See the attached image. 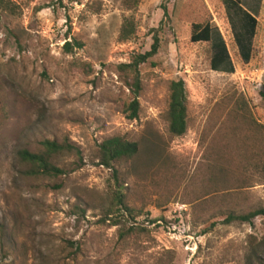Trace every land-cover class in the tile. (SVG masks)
<instances>
[{
    "label": "rangeland",
    "instance_id": "rangeland-1",
    "mask_svg": "<svg viewBox=\"0 0 264 264\" xmlns=\"http://www.w3.org/2000/svg\"><path fill=\"white\" fill-rule=\"evenodd\" d=\"M11 1L19 15L0 20V264H264V217L223 223L229 211L264 208L260 151L249 137L234 150L230 130L221 134L240 100L264 126V0H235L257 21L248 62L223 0ZM207 23L226 44L231 74L210 69L209 42H190L192 26ZM154 34L159 49L139 66L140 112L129 120L132 94L118 66L147 52ZM177 80L187 130L171 137ZM113 136L156 143L167 161L100 166L98 145ZM45 140L78 147L79 168L65 154L53 161L64 175H23L18 151H43ZM222 145L232 179L214 194L203 173ZM117 189L129 212L117 209Z\"/></svg>",
    "mask_w": 264,
    "mask_h": 264
},
{
    "label": "trees",
    "instance_id": "trees-1",
    "mask_svg": "<svg viewBox=\"0 0 264 264\" xmlns=\"http://www.w3.org/2000/svg\"><path fill=\"white\" fill-rule=\"evenodd\" d=\"M138 1L139 0H128L131 7H135L138 4ZM223 2L230 14L231 22H233V19L238 21L239 28L235 31V42L243 61L248 62L250 59L251 41L255 35L257 21L253 14L244 10L240 6L238 1L223 0ZM5 14L11 16L19 15L18 6L11 0H0V20L2 15ZM164 17H167L166 11H164ZM131 33L132 30L130 31V25H127L125 32L121 34V38L123 40L127 39ZM190 42H209L212 50L209 62L210 69L215 72H225L228 74L233 73L234 69L226 44L221 34L215 27H212L208 23L204 25L194 24L192 26ZM159 43L160 41L157 34H154L153 42L147 52L135 55L132 58V61L128 64L118 66V69L125 73V83L130 88V92L132 94L131 101L124 109V114L129 120L137 119L140 112L139 102L137 100L141 89L139 66L145 64L157 54L160 45ZM75 46L76 48H81L80 43L75 42ZM63 50L65 53H70L72 51L71 44L69 42H65ZM186 101L187 92L184 82L182 80L172 81L169 85L166 111L167 132L171 137H181L186 133ZM226 129H229L231 132L230 141L235 139L234 150L242 147L245 144V141H242L246 140L247 137L253 141L255 140L254 145L259 148V156L261 157L259 160L260 168L256 167V169L259 168L262 171L260 180L264 181V126L253 120L248 110V106L244 101L240 100L239 103H236V106L233 109H230L224 116L221 123V134H224ZM239 135H241L240 140L237 139V136ZM156 140L157 139H155V141ZM41 145L43 147V151L40 152H29L28 150L18 151V159L26 167L25 170L22 171L23 175L29 177H58L60 175H64L65 170L59 168L53 163V161L65 154H73L77 157L78 161L75 163V168H79L82 163L80 149L66 140L61 143L57 141L45 140L41 143ZM227 146L228 145H222L219 147L213 160L208 163L205 168L206 173H203L205 174V182L213 189L214 194L219 192V186H223L226 182H228V179H232L231 177H228V169L229 167L231 168L233 163L221 158L226 151L230 150ZM248 148L250 149V147ZM161 149L162 148L158 147L156 143H149V141L139 143L127 140L123 137L113 136L103 140L98 145V164L106 168H113L114 164L139 161L143 159L142 164L144 167H146L145 163L151 165L159 163L162 165L165 164L167 159L164 155V150ZM115 180H117L116 176ZM241 181L245 180L236 179L234 182L241 183ZM224 190L225 189L222 191ZM115 192L114 196L117 201V209L129 212L130 209L124 203V198L121 193L118 189ZM223 217L224 224H230L232 222L251 224L253 219L257 217H264V208H258L246 213H235L234 211H229L225 213ZM68 244L70 247L75 246L72 242H68Z\"/></svg>",
    "mask_w": 264,
    "mask_h": 264
}]
</instances>
